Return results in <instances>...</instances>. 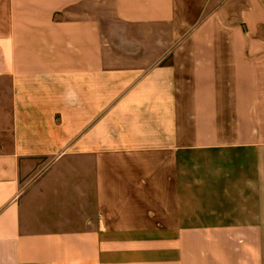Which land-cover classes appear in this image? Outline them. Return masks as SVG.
<instances>
[{"label": "crops", "instance_id": "0c3cea01", "mask_svg": "<svg viewBox=\"0 0 264 264\" xmlns=\"http://www.w3.org/2000/svg\"><path fill=\"white\" fill-rule=\"evenodd\" d=\"M0 264H264V0H0Z\"/></svg>", "mask_w": 264, "mask_h": 264}]
</instances>
